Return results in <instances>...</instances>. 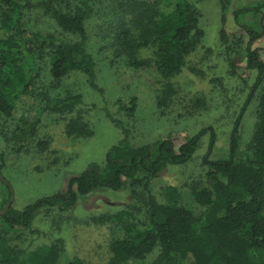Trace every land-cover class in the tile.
Instances as JSON below:
<instances>
[{
	"label": "trees",
	"instance_id": "obj_1",
	"mask_svg": "<svg viewBox=\"0 0 264 264\" xmlns=\"http://www.w3.org/2000/svg\"><path fill=\"white\" fill-rule=\"evenodd\" d=\"M203 1L0 0V121L16 122L13 141L24 142L39 129V118L19 113L22 101L29 95L43 104L40 114L65 115L85 105L81 95L55 97L49 91L33 90L43 69H48L54 82L71 73L82 74L92 90L104 94L97 82L91 42L97 27L102 29L101 42L109 40L111 33L117 56H127L132 67L152 64L163 78H175L204 38ZM251 12L256 14V25L241 22L240 17ZM263 12L264 2L235 13V22L247 40L244 48L239 42L230 48L236 47L234 55L244 60L246 69L257 76L233 123L227 157L212 159L217 143L212 127L201 129L179 144L169 137L134 146L128 141L123 122L108 115L125 137L108 150L104 163H90L79 176L68 179L62 192L42 197L21 211L11 207L0 216L7 233L31 230L41 209L64 213L81 197L94 192L128 190L133 203L102 219L116 227L107 264H145L156 251L151 264H264V92H260L264 61L254 47L264 38ZM46 20L63 35L49 29ZM37 22L42 25L37 26ZM143 50L153 51L151 62L138 57ZM173 93L170 88L168 95ZM136 102L133 99L127 106H113H119L118 112L133 115ZM254 104L253 133L241 145L242 121L246 110ZM161 105L165 107L166 103L161 101ZM67 134L89 137L92 131L86 123L72 121L67 125ZM206 136L209 143L202 159L205 170L190 185L191 200L196 205H188L178 188L164 190L165 201H159L153 190L154 180L170 166L189 164ZM38 145L42 151L48 150L47 142L39 141ZM0 161L1 172L2 154ZM8 191L4 206L11 196ZM64 253L62 239L18 250L8 239L0 237V264H60ZM67 264L84 263L75 258Z\"/></svg>",
	"mask_w": 264,
	"mask_h": 264
},
{
	"label": "rangeland",
	"instance_id": "obj_2",
	"mask_svg": "<svg viewBox=\"0 0 264 264\" xmlns=\"http://www.w3.org/2000/svg\"><path fill=\"white\" fill-rule=\"evenodd\" d=\"M262 2L264 0L203 1L201 24L205 34L202 43L188 58L182 72L171 80L163 78L152 64L138 69L130 65L127 56H117L114 36L110 33L109 40L101 42L103 34L99 27L94 29L91 42L97 62V82L104 94L92 90L82 74L71 73L62 81L54 82L46 71L48 69H43L33 90L49 91L55 97L81 95L85 105L65 115L40 114L43 104L33 94L29 95L22 101L19 113L39 118L40 125L36 134L23 143L13 141L16 122L0 121V154L4 156L0 172V212L6 206L8 190L14 194L11 207L21 211L42 197L62 192L68 179L79 176L90 163L103 164L108 150L125 137L108 115L123 122L128 130V141L134 146L169 137L179 144L201 129L212 127L217 134V143L211 157L213 160L227 157L233 123L257 76L256 72L246 69L244 60L234 55L236 47L230 48L236 42L244 48L247 40L235 22V13L240 9L256 8ZM250 14L240 17L241 22L256 25L255 12ZM45 24L57 35L61 33L49 21L46 20ZM38 25L42 22H37ZM254 47L264 61V38ZM138 57L150 61L153 51L143 50ZM170 88L174 90L172 95H168ZM260 92H264V83ZM133 99L137 101L133 115L118 112L119 106H127ZM161 101L166 103L165 107ZM116 103L119 106L114 107ZM255 112L256 104L246 110L241 145L251 139ZM72 121L86 123L92 135H68L67 125ZM39 141L47 142L48 150L39 149ZM208 143L209 137L206 136L189 164L170 166L154 180L153 190L159 201H165L164 190L178 188L188 205H196L191 200L190 185L204 173L202 159ZM132 203L128 190L97 191L81 197L64 213L58 209L39 210L31 230L9 234L0 219V237L8 239L18 250L34 249L62 239L65 253L60 264H67L75 258L84 264H107L112 256L110 246L116 227L102 219L127 209ZM156 256L157 251L145 264H151Z\"/></svg>",
	"mask_w": 264,
	"mask_h": 264
},
{
	"label": "water",
	"instance_id": "obj_3",
	"mask_svg": "<svg viewBox=\"0 0 264 264\" xmlns=\"http://www.w3.org/2000/svg\"><path fill=\"white\" fill-rule=\"evenodd\" d=\"M0 178L2 179V176L0 174ZM11 198L9 200V202L6 204V206L4 207V209L0 212V216H4L7 211L11 208L12 206V203H13V200H14V194H13V191L11 190Z\"/></svg>",
	"mask_w": 264,
	"mask_h": 264
}]
</instances>
